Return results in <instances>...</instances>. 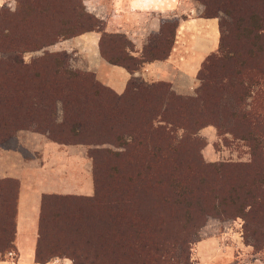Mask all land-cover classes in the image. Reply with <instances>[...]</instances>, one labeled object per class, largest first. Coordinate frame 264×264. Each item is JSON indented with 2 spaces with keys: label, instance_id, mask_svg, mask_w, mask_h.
Masks as SVG:
<instances>
[{
  "label": "trees",
  "instance_id": "1",
  "mask_svg": "<svg viewBox=\"0 0 264 264\" xmlns=\"http://www.w3.org/2000/svg\"><path fill=\"white\" fill-rule=\"evenodd\" d=\"M197 1L203 6L201 16L216 17L221 12L229 21L218 19L217 49L201 62L196 73L200 83L194 96L165 89L167 82L133 83V78L116 94L93 78L86 80L83 72L62 70L57 53L27 64L18 61V68L24 70L31 69L35 62L39 64L30 72L33 77L39 74L42 78L37 86L31 88L16 76L12 83L0 79V148L12 146L15 132L21 129L42 134L46 130L49 139L86 146L103 142L97 138L99 131L110 130L113 138L109 142L120 148H87L92 161L91 196L43 195L35 262L43 263L56 256L70 258L71 264H195L190 259V244L207 217L240 218L243 243L254 251L264 249V0ZM175 25V20L162 21L159 30L148 36L141 57L128 55L134 59L132 64L106 55L99 46L100 54L132 71L142 61L167 55ZM25 47L29 49L24 50H31L40 46ZM49 59L53 63H47ZM229 61L236 67L231 77L221 73L230 68ZM248 69H255L253 75L244 71ZM61 70L70 79L65 78L63 85H53V76ZM47 82L61 94H44ZM103 90L109 94L101 107L97 95ZM228 94L231 106L224 100ZM247 97L249 105L244 102ZM56 101L65 120L60 125L52 122ZM40 111L46 114L45 119ZM155 119L163 124L154 125ZM52 124L81 134L82 138L67 140L50 134ZM208 124L244 142L248 160L203 161L197 151V138L192 134ZM177 127L182 129V136L174 141L170 130ZM193 145L197 151L194 157ZM102 151L114 156L111 162L99 159ZM167 157H172V163ZM99 175L111 176V183L99 185ZM9 182L14 185L10 208L6 204L11 194ZM102 185L107 186L108 198L102 196ZM15 194L14 181L0 180V213L5 220L10 211L12 224L11 236L0 240V253L14 249ZM64 204L75 205L65 207L71 213L75 210L65 216V226L59 215V205ZM87 208L101 213L84 221L88 219L83 215ZM61 226L71 230V242L57 245ZM93 230L97 231L91 237L94 243H87H92L87 246L91 255L75 254V238H84ZM52 239L51 245L48 240ZM99 250L104 253L95 255Z\"/></svg>",
  "mask_w": 264,
  "mask_h": 264
},
{
  "label": "crops",
  "instance_id": "2",
  "mask_svg": "<svg viewBox=\"0 0 264 264\" xmlns=\"http://www.w3.org/2000/svg\"><path fill=\"white\" fill-rule=\"evenodd\" d=\"M192 0H107L105 30L125 36L132 44L127 53L140 58L150 34L157 32L162 21L174 19L176 25L167 55L139 63L127 70L121 63H111L99 51V33L87 32L67 44L83 58L86 70L116 94H120L129 78L145 82L163 81L178 93H186L202 60L217 49L219 30L216 17L200 15ZM182 15V16H181ZM183 77L182 86L177 77ZM207 144L202 150L208 160L215 159L211 148L213 132L204 128ZM0 180L16 183L13 216V253L16 263L2 260L0 264H56L61 257L34 261L38 223L43 195L91 196L93 194L92 161L82 143H62L31 129L18 130L12 146L0 148ZM204 240L199 245L205 243ZM208 240L206 243H210ZM60 264V263H59ZM205 264L209 262L205 261Z\"/></svg>",
  "mask_w": 264,
  "mask_h": 264
},
{
  "label": "rangeland",
  "instance_id": "3",
  "mask_svg": "<svg viewBox=\"0 0 264 264\" xmlns=\"http://www.w3.org/2000/svg\"><path fill=\"white\" fill-rule=\"evenodd\" d=\"M73 0H0V79L3 78L5 80H11L14 76L20 77L25 85L29 87L37 86L40 78L39 74L35 78L31 75L33 68L39 65L38 63H34L31 69L24 70L18 68V61L21 60L22 63H30L31 60L35 58H39L45 56L46 54L57 53L56 58L60 61L62 70L67 69L71 72H83L86 80L96 79L94 78L91 71L84 69L85 63L83 62V58L77 52V48L73 47L72 49L69 44L70 40L80 34L87 32H96L99 33V46L100 50L106 55H110L116 59L119 57L121 61L132 64L134 63V59L129 58V54L127 53L128 49L132 48V44L129 40L125 38L122 34L117 33H108L105 30L104 18L103 14L106 12V1L107 0H75V2H71ZM197 7L200 4L203 9L202 3L197 0L191 1ZM201 9V11H202ZM182 16V15H181ZM223 17L226 21H229V17H226L223 13L218 12L216 18ZM174 19H167V22H171ZM26 44L33 46H40L36 49H29L27 47L24 48ZM18 47H17V46ZM12 47H15L17 51H13ZM163 47V46H162ZM15 61V63H14ZM47 63H53L51 59L46 60ZM230 62V63H229ZM227 62L230 66L228 70H222L221 73L227 74L229 77L233 75V71L235 70L232 62ZM60 71L55 76H53V85H63L68 77L64 76V72ZM260 70V69H259ZM246 73L253 75L254 70L248 69L244 70ZM80 73H77L80 75ZM218 71L217 75L221 74ZM76 74V75H77ZM67 78V79H65ZM177 84L183 85V77L179 76L176 78ZM143 80L139 77H134L132 82L138 83ZM145 82V81H143ZM149 83V82H145ZM200 80L197 75L192 79V82L189 84L186 93H178L170 88V84L167 83L164 86L165 89L172 91L175 94L179 95H187L194 96L196 94V88L199 86ZM49 85L48 82L46 84V89L43 91L44 94H53L55 96H59L61 91L54 90V86ZM11 86V85H10ZM256 85H253V89ZM108 90H103L98 96L99 105L102 107L103 103H107V98H105L108 94ZM103 94V96H101ZM96 98V95H95ZM227 101V105L231 106L232 99L230 95H226L224 98ZM250 98L247 97L244 99L245 104L249 105ZM98 105V106H99ZM56 108L53 118V124H61L63 123L61 109L58 101H56ZM262 106V104L260 105ZM41 115L45 119L44 112L40 111ZM73 121V120H72ZM68 122V126L70 128V123ZM51 125L50 134L57 135L59 138H64L67 140H75L82 138L81 134L72 133L71 131H63L61 127H54L55 125ZM154 125L163 124L162 121L153 120ZM169 126V124H165ZM210 126L213 132V139L211 140V148L215 153L214 160H208L207 157L203 154L202 150L207 144V136L204 128ZM18 131V130H17ZM15 132V135L17 133ZM63 132V133H62ZM46 136L47 131L43 133ZM100 134V135H99ZM97 136L100 137L103 142L99 144H90L87 145V148H107L112 151L118 150L120 148L115 147L112 143L109 142L113 138V134L110 130L99 131ZM170 135L172 136L174 141H179L182 136V129L177 127L173 130H170ZM197 138V151L199 156L205 162H217V161H246L249 158L248 147L241 140L234 138L230 133L224 131H217L215 126L212 124H208L198 128L194 134ZM48 137V136H47ZM84 138L92 139L93 137L83 136ZM197 151H195L194 145L192 150V156L197 155ZM91 152V151H90ZM100 157V158H99ZM99 159H102L106 162H111L113 159V155L110 152L102 151L99 153ZM167 160H171L172 157H167ZM184 159V158H183ZM163 163V162H162ZM164 164V163H163ZM161 166V165H160ZM160 172V169L158 170ZM108 173V172H107ZM99 185L101 183H111V176H101L99 175ZM8 188L11 190V194H9L8 207L10 208V203L13 201V192L14 185L13 183H8ZM101 187H104L102 185ZM105 190L102 193V196H106L107 198L110 196L108 194L107 186L104 187ZM51 203V202H50ZM49 203V204H50ZM55 205V204H54ZM73 204H64L59 205L62 208H59V215H61V223L65 226V216L71 213L70 210L65 209L66 206ZM50 206H53L51 203ZM54 207V206H53ZM9 210V209H8ZM99 212V211H98ZM97 210H89V208L85 209L83 215H85L88 219L92 220L96 218L101 211L98 213ZM75 213V210L72 211ZM71 213V214H72ZM10 211H7L5 220L3 219V213H0V240L2 238H9L11 236V228L12 224L10 222ZM241 224L242 221L240 218L236 217L233 219H225L220 220L214 217H207L205 222L198 228L197 233L192 239V243L190 244V259L195 264H205V261L209 262V264H264V249L262 248L259 251H254L252 247L248 244L243 243V238L241 235ZM63 227V226H61ZM71 230H67L66 228L61 229L60 238H58L57 245L69 243L71 242ZM97 235V231H88L84 235V238H75L73 246H75L74 252L77 255L89 256L91 255V248L87 247L94 243L91 238L92 236ZM51 236V235H49ZM114 234L111 232V238H114ZM57 242V238H54ZM48 240V243L53 244V240ZM204 240L203 244L199 245V242ZM210 240L211 242L208 244L206 241ZM89 241H92L91 244L87 245ZM8 251H13L12 248L8 250H4L0 253V257L2 260L13 261L16 263L17 256L12 255V257L7 255ZM100 252V253H99ZM95 255L104 253L99 250ZM94 255V256H95ZM93 257V256H92ZM62 261H59L56 264H71V259L68 257H61Z\"/></svg>",
  "mask_w": 264,
  "mask_h": 264
},
{
  "label": "built area",
  "instance_id": "4",
  "mask_svg": "<svg viewBox=\"0 0 264 264\" xmlns=\"http://www.w3.org/2000/svg\"><path fill=\"white\" fill-rule=\"evenodd\" d=\"M7 255H8V256H10V257H12V255H13V252H11V251H8V252H7Z\"/></svg>",
  "mask_w": 264,
  "mask_h": 264
}]
</instances>
